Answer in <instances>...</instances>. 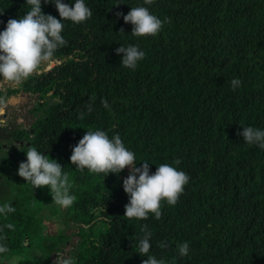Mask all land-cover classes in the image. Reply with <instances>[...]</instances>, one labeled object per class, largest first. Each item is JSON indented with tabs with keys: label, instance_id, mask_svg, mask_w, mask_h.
Returning a JSON list of instances; mask_svg holds the SVG:
<instances>
[{
	"label": "trees",
	"instance_id": "obj_1",
	"mask_svg": "<svg viewBox=\"0 0 264 264\" xmlns=\"http://www.w3.org/2000/svg\"><path fill=\"white\" fill-rule=\"evenodd\" d=\"M86 4L89 19L64 21L66 44L50 57L60 63L0 90V105L19 93L39 96L34 131L5 132L9 141L23 142L22 154L33 145L64 166L76 196L68 214L79 231L75 241L69 233L45 235L40 213L51 196L48 186L33 189L18 175L22 160L3 159L2 204L15 211L0 218L8 246L1 263L56 264L51 252L70 243L78 264H142L147 257L136 251L146 227L151 253L165 264H264V148L238 135L241 125L264 129V0ZM137 6L163 21L156 35L131 33L123 14ZM29 8L25 0H0V30ZM42 10L59 18L54 4L42 3ZM120 44L145 51L135 70L121 63ZM234 78L241 81L236 88ZM98 128L110 137L118 133L138 166L149 160L151 172L169 163L187 173L177 202L161 201L159 218L124 215L127 166L105 175L70 161L72 146ZM27 239L41 258L15 254L26 253ZM185 241L189 252L181 256L178 245Z\"/></svg>",
	"mask_w": 264,
	"mask_h": 264
},
{
	"label": "clouds",
	"instance_id": "obj_2",
	"mask_svg": "<svg viewBox=\"0 0 264 264\" xmlns=\"http://www.w3.org/2000/svg\"><path fill=\"white\" fill-rule=\"evenodd\" d=\"M151 2L145 0V4ZM25 3L30 5L26 13L19 18L8 19L6 27L0 30V78L13 82L29 77L43 61L66 44L62 35L65 20L80 23L93 14L86 0H25ZM42 3L54 4L59 18L45 13ZM123 19L133 25L131 33L138 37L156 35L163 25V21L146 6L131 7L127 14H123ZM115 51L117 54L122 53L121 63L133 70L146 55L138 44H120ZM231 83L236 88L241 81L234 78ZM4 123L6 121L0 120V124ZM241 126L238 135L243 137L244 142L264 148V129L251 125ZM25 153L27 158L19 163L18 175L30 182L33 189L48 186L53 201L62 209L71 207L76 196L71 191L72 182L68 172L63 170L64 166L36 146L30 145ZM70 161L80 171L87 169L105 175L110 172L119 174L127 166L129 174L123 179V188L129 196V202L125 205L124 215L129 218H147L150 212L159 218L161 201L166 200L168 204L174 205L189 181L187 173L173 164L161 163L154 172L150 171L149 160H141L143 163L138 166L135 153L125 146L118 133L110 137L99 128L88 130L72 146ZM14 211L11 204H0V214ZM6 227L11 228L12 225ZM151 235V231L145 227L136 252L147 257L142 264H165L162 258H157L150 251ZM160 246L166 247L167 244L162 241ZM7 251L5 238L0 236V253ZM178 251L181 256L187 255L188 242L178 245ZM57 254L56 264H78L74 255Z\"/></svg>",
	"mask_w": 264,
	"mask_h": 264
},
{
	"label": "rangeland",
	"instance_id": "obj_3",
	"mask_svg": "<svg viewBox=\"0 0 264 264\" xmlns=\"http://www.w3.org/2000/svg\"><path fill=\"white\" fill-rule=\"evenodd\" d=\"M60 63V60L58 59H48L46 61H43L38 68L33 72L40 74L42 72H46L56 66ZM22 81V80H21ZM20 82H13L8 81L3 78L0 79V90L6 89L7 87H19ZM40 98L38 95L30 94V93H19L17 95L11 96L7 102L0 105V109H3V111H0V118L2 120L6 121L7 124H12L14 122H21L25 127H30L31 124L38 118V116L41 114L40 112H35V107L37 106V103L39 102ZM49 101H53V98L50 97ZM13 115L16 116V119L14 117V122L10 121L13 118ZM6 146H13L14 144L7 140L2 135V145ZM17 146V145H16ZM45 200H40L39 202H43ZM37 202V203H39ZM69 208L62 209L59 205H57L52 198V195L50 196L49 200H46V202L43 203V208L41 211V216L44 218V234L49 236H55L59 233H69L70 236L73 237V240H76V232L79 231V225H76V223L72 222L69 218L68 214ZM56 212V213H55ZM75 235V236H74ZM29 244V241L27 242ZM53 247V246H52ZM33 249H26V253H23L25 249H20L15 254H23V255H29L33 258L32 254L34 253L35 258H41L43 254H41V249L37 248L36 246L31 247ZM75 248L74 244H62L61 249H58L56 251H52L51 255L54 258V261L56 262L57 259V253L63 254V255H70L71 251ZM23 252H22V251ZM40 250V251H39ZM54 250V249H53ZM28 253V254H27ZM20 258V257H19ZM18 259V258H17ZM42 264V262L40 263Z\"/></svg>",
	"mask_w": 264,
	"mask_h": 264
},
{
	"label": "flooded vegetation",
	"instance_id": "obj_4",
	"mask_svg": "<svg viewBox=\"0 0 264 264\" xmlns=\"http://www.w3.org/2000/svg\"><path fill=\"white\" fill-rule=\"evenodd\" d=\"M14 117L16 119V116L13 115V118L10 121L14 122V120H15ZM0 120H2V118H0ZM15 126H19L20 127V126H24V125H23V123H21L19 121L18 122L17 121L14 122L12 124V126L10 124H7V123L0 124V204H2V160L6 159V158H11V159H19L20 158L22 161H24L27 158L26 154H22L21 153L23 150H22V148L20 146L23 145V142L19 141L18 139H15V140L11 141L14 144L13 146H10V145L6 146V144H5L2 147V135L8 140L12 139V135L10 133L5 132V127L11 128V127H15ZM27 128H28V130L30 132L34 131L31 126L27 127ZM0 218H2V214H0ZM26 241L28 242V239ZM26 241L23 243L24 246L26 245L27 248L33 249V248L30 247V244L26 243ZM24 257H27V256L25 255ZM1 261L2 260H0V263H1Z\"/></svg>",
	"mask_w": 264,
	"mask_h": 264
},
{
	"label": "water",
	"instance_id": "obj_5",
	"mask_svg": "<svg viewBox=\"0 0 264 264\" xmlns=\"http://www.w3.org/2000/svg\"><path fill=\"white\" fill-rule=\"evenodd\" d=\"M1 264V263H0Z\"/></svg>",
	"mask_w": 264,
	"mask_h": 264
}]
</instances>
